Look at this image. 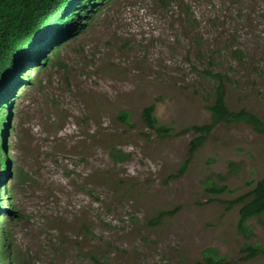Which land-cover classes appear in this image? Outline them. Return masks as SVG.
I'll list each match as a JSON object with an SVG mask.
<instances>
[{
  "label": "rangeland",
  "instance_id": "obj_1",
  "mask_svg": "<svg viewBox=\"0 0 264 264\" xmlns=\"http://www.w3.org/2000/svg\"><path fill=\"white\" fill-rule=\"evenodd\" d=\"M96 6L84 32L49 48L48 58L59 53L54 65L42 68L30 52L21 79L32 82L0 106L11 115L1 138L11 167L5 187L22 217L0 213L14 264H206L207 249L225 264H264V255L241 259L245 242L264 246V215L245 237L240 206L227 203L264 176V136L218 124L172 177L198 134L161 139L142 119L155 106L175 133L210 123L211 70L229 77L231 109L264 120V0H94L75 24ZM13 84L0 89V103ZM122 111L133 127L118 120ZM208 179L228 192L206 193Z\"/></svg>",
  "mask_w": 264,
  "mask_h": 264
},
{
  "label": "trees",
  "instance_id": "obj_2",
  "mask_svg": "<svg viewBox=\"0 0 264 264\" xmlns=\"http://www.w3.org/2000/svg\"><path fill=\"white\" fill-rule=\"evenodd\" d=\"M94 3V0H0V89L5 81L15 79L13 87L6 92L4 99L0 106H9L13 94L16 93L15 88L18 84H23L22 79L15 78L17 69L22 70L21 67L25 64L28 66V55L30 51L40 42L44 41L42 50L53 47V44L65 37L63 40H68L74 37L79 32H84L88 23L101 13L100 6L94 7L92 10L88 8L84 10L85 18L81 19L78 24H75L74 14L83 12L80 7L88 6L89 2ZM110 2L112 0H96V3ZM92 5V4H91ZM77 18V16L75 17ZM73 21V22H72ZM72 22L68 25V31L61 32L58 26L62 23V27L66 26L64 23ZM82 27V28H80ZM62 28V31H63ZM52 35V36H51ZM50 36V37H49ZM57 39V40H56ZM232 56L242 57V51L232 50ZM56 59H59V53H55ZM41 56V54H39ZM54 59L43 58L41 61L42 67L47 68L54 65ZM21 68V69H20ZM206 73L213 78L214 83V99L213 103L207 108L211 112L212 121L202 126H193L188 130L175 133L172 126L160 124L155 115V106H148L142 111V119L145 125L153 130L161 139L171 138L177 135H183L189 131L198 134L189 143L187 157L181 164L177 177L182 175L192 161L195 153L202 148L207 142L211 131L218 124H240L244 123L252 127L257 133L264 136V120L254 112L242 108L239 110L231 109L227 103L226 92L229 77L219 72L215 73L211 70H206ZM10 81L9 83H11ZM32 81H29L31 83ZM28 85L27 83H24ZM10 113L7 109L4 114L0 112V184L1 181L8 177V159L2 144L1 138L4 134V129L8 126L10 121ZM118 120L123 124H128L133 127L130 122V112L122 111L118 115ZM220 181L224 178L217 176ZM205 192L213 195H223L228 192L227 185L207 180L204 183ZM12 197L10 192L8 194V204L3 205L2 208H10L8 210L9 220H20L21 214L17 209H13ZM228 209L235 206L239 208V233L249 236L248 222L255 218H260L264 215V176L256 182L255 187L248 193L241 195L235 200L228 201ZM2 211V209H0ZM165 214H162L164 216ZM7 227V226H6ZM12 239L8 230L2 232L0 237V264H14L12 259ZM242 254H245L241 259L249 261L264 255V246L259 244L244 243ZM203 261L206 264H225V257L219 256L217 251L207 249L203 252Z\"/></svg>",
  "mask_w": 264,
  "mask_h": 264
},
{
  "label": "clouds",
  "instance_id": "obj_3",
  "mask_svg": "<svg viewBox=\"0 0 264 264\" xmlns=\"http://www.w3.org/2000/svg\"><path fill=\"white\" fill-rule=\"evenodd\" d=\"M66 30H63V31H61V32H65ZM33 50H31L30 52H31V54L33 55V58H36V59H38V61H40L41 59H43V58H48V52H49V48L47 49H45L44 51H42L41 50V53H38V52H32ZM44 52V53H43ZM39 54H41V56L39 57ZM43 54H45V55H43ZM36 56V57H35ZM29 63V62H28ZM40 65H41V67H42V64H41V62H40ZM27 71H23V72H21L19 75H18V77H20V78H22L23 76H25V73H28V68H29V65L28 66H25L24 67ZM43 68V67H42ZM14 78V77H13ZM16 78V77H15ZM10 81H14V82H16L15 81V79H12V77H11V79H9V81H6L5 82V84H3V86H2V90L3 89H5V88H7L9 85H8V83L10 82ZM29 81H32V79H28V80H24V79H22V83H26V82H28L29 83ZM5 95H6V92L4 93V96H3V99H4V97H5ZM6 152V151H5ZM8 159V158H7ZM10 163H9V160H8V170H9V173H8V177L6 178V180H3V181H1L2 182V184H0V209H2V211H0V213H2L3 211L4 212H6V214H8V210H10V208H8L9 206H7L6 208H2V206L3 205H7L8 204V194H9V192H10V190L8 189V188H6L5 187V185L7 184V182L9 181V177H10ZM12 201V200H11ZM9 216V215H8ZM5 230V228L3 227V230H2V232ZM2 232H0V237H1V234H2Z\"/></svg>",
  "mask_w": 264,
  "mask_h": 264
},
{
  "label": "bare ground",
  "instance_id": "obj_4",
  "mask_svg": "<svg viewBox=\"0 0 264 264\" xmlns=\"http://www.w3.org/2000/svg\"><path fill=\"white\" fill-rule=\"evenodd\" d=\"M57 40V39H56Z\"/></svg>",
  "mask_w": 264,
  "mask_h": 264
}]
</instances>
